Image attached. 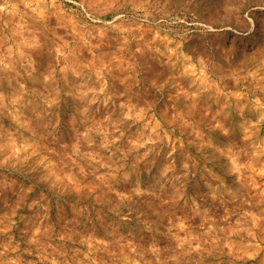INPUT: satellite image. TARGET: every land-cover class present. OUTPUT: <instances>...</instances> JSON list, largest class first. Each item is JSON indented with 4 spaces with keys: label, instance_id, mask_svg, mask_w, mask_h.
<instances>
[{
    "label": "rangeland",
    "instance_id": "1",
    "mask_svg": "<svg viewBox=\"0 0 264 264\" xmlns=\"http://www.w3.org/2000/svg\"><path fill=\"white\" fill-rule=\"evenodd\" d=\"M0 264H264V0H0Z\"/></svg>",
    "mask_w": 264,
    "mask_h": 264
},
{
    "label": "bare ground",
    "instance_id": "2",
    "mask_svg": "<svg viewBox=\"0 0 264 264\" xmlns=\"http://www.w3.org/2000/svg\"><path fill=\"white\" fill-rule=\"evenodd\" d=\"M197 110V109H196ZM190 113V112H189ZM192 118V117H191Z\"/></svg>",
    "mask_w": 264,
    "mask_h": 264
}]
</instances>
